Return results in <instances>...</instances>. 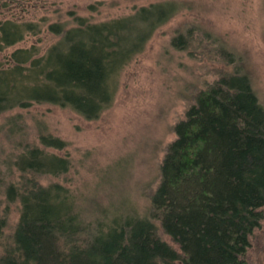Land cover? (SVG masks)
Returning a JSON list of instances; mask_svg holds the SVG:
<instances>
[{
	"label": "trees",
	"instance_id": "1",
	"mask_svg": "<svg viewBox=\"0 0 264 264\" xmlns=\"http://www.w3.org/2000/svg\"><path fill=\"white\" fill-rule=\"evenodd\" d=\"M178 9L165 1L100 23L51 24L60 39L45 52L21 47L0 63V114L48 102L99 117L114 100L120 70ZM41 30L35 21L5 18L0 50ZM175 132L148 214L110 221L97 210L86 221L67 187L39 182L38 174L66 172L67 157L27 147L14 160L18 182L6 184L0 173L3 201L21 205L7 237L0 217V264H247L250 237L264 218V107L249 77L226 74L201 90ZM40 142L66 145L52 135ZM156 219L179 250L157 235Z\"/></svg>",
	"mask_w": 264,
	"mask_h": 264
},
{
	"label": "rangeland",
	"instance_id": "2",
	"mask_svg": "<svg viewBox=\"0 0 264 264\" xmlns=\"http://www.w3.org/2000/svg\"><path fill=\"white\" fill-rule=\"evenodd\" d=\"M165 1H175L178 11L120 70L114 100L99 117L87 119L71 107L48 102L0 114V173L6 184L22 175L14 164L17 156L39 145L70 160L66 172L38 174L39 182L67 187L86 209V221L95 218V210L106 221L131 212L146 215L176 138L175 126L201 90L223 75L246 74L264 107V0H0V21H35L42 29L0 50V63L21 47L35 45L45 52L60 39L51 24L100 23ZM180 36L182 44L177 43ZM42 135L66 145L45 147ZM4 198L0 193V217L6 219L1 232L7 237L19 221L21 205L19 200L6 205ZM155 222L157 235L179 250ZM250 241L247 264H264V218Z\"/></svg>",
	"mask_w": 264,
	"mask_h": 264
}]
</instances>
